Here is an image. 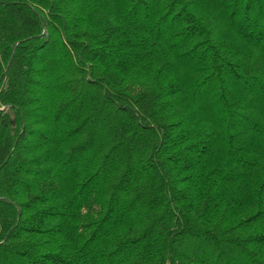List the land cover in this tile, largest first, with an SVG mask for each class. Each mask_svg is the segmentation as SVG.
Returning <instances> with one entry per match:
<instances>
[{"label":"trees","instance_id":"obj_1","mask_svg":"<svg viewBox=\"0 0 264 264\" xmlns=\"http://www.w3.org/2000/svg\"><path fill=\"white\" fill-rule=\"evenodd\" d=\"M0 264H264V0H0Z\"/></svg>","mask_w":264,"mask_h":264},{"label":"rangeland","instance_id":"obj_2","mask_svg":"<svg viewBox=\"0 0 264 264\" xmlns=\"http://www.w3.org/2000/svg\"><path fill=\"white\" fill-rule=\"evenodd\" d=\"M3 108H5V107H3Z\"/></svg>","mask_w":264,"mask_h":264}]
</instances>
